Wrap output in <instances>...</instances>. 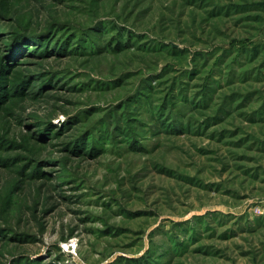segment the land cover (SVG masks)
I'll list each match as a JSON object with an SVG mask.
<instances>
[{
	"label": "rangeland",
	"instance_id": "1",
	"mask_svg": "<svg viewBox=\"0 0 264 264\" xmlns=\"http://www.w3.org/2000/svg\"><path fill=\"white\" fill-rule=\"evenodd\" d=\"M0 264H264V0H0Z\"/></svg>",
	"mask_w": 264,
	"mask_h": 264
}]
</instances>
